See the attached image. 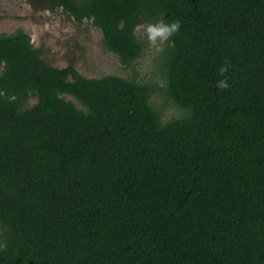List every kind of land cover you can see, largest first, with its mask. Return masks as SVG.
<instances>
[{
    "label": "trees",
    "instance_id": "obj_1",
    "mask_svg": "<svg viewBox=\"0 0 264 264\" xmlns=\"http://www.w3.org/2000/svg\"><path fill=\"white\" fill-rule=\"evenodd\" d=\"M45 1L127 68L137 18L161 22L160 91L183 114L1 34L0 264H264V0Z\"/></svg>",
    "mask_w": 264,
    "mask_h": 264
},
{
    "label": "rangeland",
    "instance_id": "obj_2",
    "mask_svg": "<svg viewBox=\"0 0 264 264\" xmlns=\"http://www.w3.org/2000/svg\"><path fill=\"white\" fill-rule=\"evenodd\" d=\"M136 23L135 34L144 45V52L127 68L103 48L102 34L90 21L76 22L62 8L45 0H0V35L25 32L48 65L58 69L71 65L86 79L110 75L154 86L156 92L151 102L162 122L178 119L182 111L165 103L167 99L160 91L164 87L161 54L168 44L167 29L161 22H146L142 18H137ZM36 102L30 99L27 107Z\"/></svg>",
    "mask_w": 264,
    "mask_h": 264
}]
</instances>
